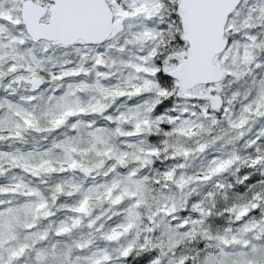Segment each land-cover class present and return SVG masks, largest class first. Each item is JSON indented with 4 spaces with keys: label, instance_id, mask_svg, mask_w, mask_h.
I'll use <instances>...</instances> for the list:
<instances>
[{
    "label": "snow or ice",
    "instance_id": "obj_1",
    "mask_svg": "<svg viewBox=\"0 0 264 264\" xmlns=\"http://www.w3.org/2000/svg\"><path fill=\"white\" fill-rule=\"evenodd\" d=\"M0 264H264V0H0Z\"/></svg>",
    "mask_w": 264,
    "mask_h": 264
}]
</instances>
